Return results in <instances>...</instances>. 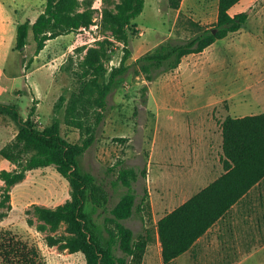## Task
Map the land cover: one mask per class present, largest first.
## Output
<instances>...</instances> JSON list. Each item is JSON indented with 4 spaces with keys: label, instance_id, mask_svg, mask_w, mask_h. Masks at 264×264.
Segmentation results:
<instances>
[{
    "label": "rangeland",
    "instance_id": "obj_1",
    "mask_svg": "<svg viewBox=\"0 0 264 264\" xmlns=\"http://www.w3.org/2000/svg\"><path fill=\"white\" fill-rule=\"evenodd\" d=\"M217 2L181 0L173 10L167 0H144L143 10L132 22L135 26L126 29L125 39L114 21L121 0H64L67 15L84 14L90 20L81 34L88 40L73 45L76 32L50 39L36 61L31 31L23 53L15 49L16 28L27 18L34 20L46 0H32L34 6L25 10L19 5L10 9L0 5V103L16 104L23 119L34 107L39 128L57 123L61 135L78 146L85 145L95 126L100 111L97 99L107 81L109 61L118 64L125 49L130 51L124 82L107 96L103 119L78 165L80 171L96 178L102 205L99 212L112 208L126 190L111 184L119 169L137 172L132 187L137 203L143 186L147 188L149 196L142 205L147 223L136 213L123 223L135 236L149 227L152 241L148 244H153L155 236L151 199L161 213L159 197L164 189H200L209 183L211 177L199 184L200 170L204 157L211 159L221 151L222 121L227 116L264 112V0H253L247 7L248 19L240 34L215 41L205 54L188 55L172 71H154L148 81L134 64L161 43L190 38L196 29L189 21L211 27L217 17ZM90 50L97 52L107 69L103 76L88 66ZM211 122L216 123L212 128ZM17 132L15 122L0 114V173L15 168L2 157L1 150L10 149ZM189 157L192 166H187ZM71 198L70 184L53 166L27 171L22 181L9 188L8 198L0 177V242L11 237L33 248L38 254L35 264H85L81 252L66 248V239L71 237L68 224H51L40 213ZM91 209L87 203L85 210ZM107 225L115 230L114 223ZM0 264L7 263L0 259Z\"/></svg>",
    "mask_w": 264,
    "mask_h": 264
},
{
    "label": "trees",
    "instance_id": "obj_2",
    "mask_svg": "<svg viewBox=\"0 0 264 264\" xmlns=\"http://www.w3.org/2000/svg\"><path fill=\"white\" fill-rule=\"evenodd\" d=\"M239 1L218 0L216 21L211 27L205 28L189 21L190 26L196 29L190 38L178 43H161L138 57L134 61L138 71L146 80L151 81L154 71H172L185 56L201 53L215 41L239 31L248 19L247 11L229 14L231 7ZM167 2L171 9L177 10L181 0ZM63 3L64 0H46L43 11L33 21L25 19L18 23L15 49L23 53L30 31L35 42V55L44 48L48 40L66 33L76 32L73 45L80 44L81 40L82 43L87 41V37L82 38L81 34L91 24L90 20L84 14L73 17L67 15L62 7ZM143 7L144 0H121L114 18L121 34L125 36L126 29L131 30L135 26L132 22L141 14ZM129 57L130 51L125 49L120 62L108 71L107 81L97 99L100 111L84 146H78L61 135L57 123L39 128L34 122V107L27 118L23 119L16 104L0 103V114L10 117L18 126L10 149L1 150L2 157L15 165L12 171L0 173L5 183L6 197L8 198L9 188L22 181L27 171L53 166L70 184L72 198L54 210L41 209L40 213L51 224L57 225L62 221L68 224L71 237L66 239V248L72 252H81L85 256V264H141L146 246L152 238L149 227L135 236L133 230L123 223L133 213L147 223L142 214V205L149 196L148 191L143 186V194L137 203L132 187L137 179V172L133 168L119 169L111 184L114 188L120 186L126 190L120 194L112 208L99 212L102 205L96 178L90 172L80 171L78 165L79 156L94 140L96 128L103 119L107 96L124 82V76L130 68L126 62ZM87 64L97 75L103 76L106 73L107 69L95 50L89 51ZM22 66L26 67L23 61ZM221 134V162L225 173L161 218L155 226L154 234L157 232L165 264L185 252L248 189L264 177V113L239 118L227 116L221 123ZM23 154L30 156L23 159ZM140 174L145 178V170ZM87 203L92 205L90 211L85 210ZM149 217L151 220L150 214ZM100 218H103L102 221ZM109 222L115 224L114 231L108 228ZM37 257L36 250L20 245L11 237L0 242V259L7 264H35Z\"/></svg>",
    "mask_w": 264,
    "mask_h": 264
},
{
    "label": "crops",
    "instance_id": "obj_3",
    "mask_svg": "<svg viewBox=\"0 0 264 264\" xmlns=\"http://www.w3.org/2000/svg\"><path fill=\"white\" fill-rule=\"evenodd\" d=\"M31 1L32 0H0V5L4 9L6 7L10 9L19 5L25 10L29 6H34V4H31ZM251 4H253V0H240L231 7L229 14L234 15L246 11L247 7ZM29 20L33 21V19ZM242 27L239 31L230 33L226 37L240 34ZM210 49L211 45L204 49L201 54H205ZM44 51L45 46L37 55L34 54V61H36ZM189 56H185L182 61L189 58ZM179 66H181V64ZM260 113L264 112H258L256 114ZM213 123L214 122H211V128L214 126ZM221 159L222 137L220 153L211 155V159H205L204 157L203 168L200 170L202 180L199 184L206 182L210 177L211 181L200 189L174 190L170 187H168L169 189H164V193L159 197L161 213L156 211L154 206L155 203L153 199H151L153 224L156 226L161 218L184 204L192 196L224 174L225 171L223 170ZM192 160L193 159L189 157L187 166H192ZM153 238V244H147L146 246L142 264H165L162 259V249L157 232ZM150 241H152V238ZM167 264H264V177L248 189L247 192L243 194L222 217L214 222L203 235L197 238L185 252L175 257Z\"/></svg>",
    "mask_w": 264,
    "mask_h": 264
},
{
    "label": "built area",
    "instance_id": "obj_4",
    "mask_svg": "<svg viewBox=\"0 0 264 264\" xmlns=\"http://www.w3.org/2000/svg\"><path fill=\"white\" fill-rule=\"evenodd\" d=\"M117 64L114 62V60H110L108 63L109 69H112L113 67H115Z\"/></svg>",
    "mask_w": 264,
    "mask_h": 264
}]
</instances>
